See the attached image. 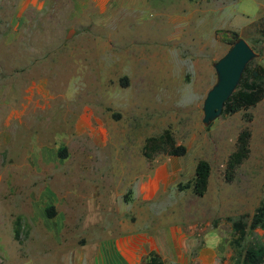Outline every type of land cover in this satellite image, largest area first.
I'll list each match as a JSON object with an SVG mask.
<instances>
[{
  "label": "rangeland",
  "instance_id": "374dc122",
  "mask_svg": "<svg viewBox=\"0 0 264 264\" xmlns=\"http://www.w3.org/2000/svg\"><path fill=\"white\" fill-rule=\"evenodd\" d=\"M74 3L49 0L18 33L13 0H0V264H92L97 243L128 227L165 248L172 226L193 252L213 251L209 262L186 264H238L264 241L257 228L233 249L226 220L248 222L263 198L264 97L208 125L201 106L213 63L238 37L255 53L250 67L264 68V0H142L124 9L108 0L102 12ZM244 127L248 153L226 182L224 163ZM165 128L185 153L146 161L144 139ZM199 159L210 166L202 196L190 189Z\"/></svg>",
  "mask_w": 264,
  "mask_h": 264
},
{
  "label": "trees",
  "instance_id": "16d2710c",
  "mask_svg": "<svg viewBox=\"0 0 264 264\" xmlns=\"http://www.w3.org/2000/svg\"><path fill=\"white\" fill-rule=\"evenodd\" d=\"M248 62L244 67L235 90L231 93L223 105V112L233 113L239 109H247L254 106L264 97V68L260 65L250 67ZM249 120V117H246ZM249 130L244 127L236 136L235 147L228 153L223 169V177L226 182L232 180L236 166L247 156ZM186 148L182 144H177L170 131L165 128L156 136H148L144 139L141 154L148 162L152 161L158 154L167 156H181ZM58 154H63V148L58 149ZM210 172L209 163L199 159L193 168V178L191 181V192L196 196H202L206 191L208 176ZM52 207H47V214H51ZM230 222L232 237L230 244L233 249L240 248L241 242L249 232L259 228L264 230V191L263 198L253 209L249 221L246 215L240 214L234 218L228 217ZM144 264H163L160 256L150 250L146 256ZM238 264H264V241H254L247 246L239 259Z\"/></svg>",
  "mask_w": 264,
  "mask_h": 264
},
{
  "label": "crops",
  "instance_id": "0c3cea01",
  "mask_svg": "<svg viewBox=\"0 0 264 264\" xmlns=\"http://www.w3.org/2000/svg\"><path fill=\"white\" fill-rule=\"evenodd\" d=\"M48 1L13 0V14L16 20L12 23V28L18 33L28 30L29 26L24 24V19L27 16L33 18L37 16L41 12L40 10L48 4ZM140 1L142 0H114V5L120 8L131 6L139 7L141 6L138 4ZM107 3L108 0H77L74 6L77 10L92 6L102 12L106 8ZM7 29L8 27L6 26L4 30L7 31ZM6 43V41L3 42V44ZM160 169L156 171L157 173L155 172V177L158 178V182L168 174V168L165 164ZM140 194L145 197L144 199H147L151 196L152 192L145 193L144 190H140ZM128 229L106 242L97 243L92 264H144L145 256L150 250L155 251L160 256L163 264L164 256H170L172 257V262H179L181 264H186L188 256H190L191 261H200L202 263L209 262V259H207L208 253L206 252L209 251L213 256V251H210L208 247L201 250L196 249L193 252L192 248L185 245L187 236L176 226H172L170 228L171 230L169 229V232L166 233V238L165 240L163 239L166 243L165 248H163L164 246L159 243L160 241L157 238H153L144 232H133L134 230H131L130 227ZM202 252H205L206 255H202Z\"/></svg>",
  "mask_w": 264,
  "mask_h": 264
},
{
  "label": "water",
  "instance_id": "95a60500",
  "mask_svg": "<svg viewBox=\"0 0 264 264\" xmlns=\"http://www.w3.org/2000/svg\"><path fill=\"white\" fill-rule=\"evenodd\" d=\"M254 56L255 53L246 42L238 37L213 63L216 79L202 101L201 122L203 125H208L221 113L225 101L237 86L244 67Z\"/></svg>",
  "mask_w": 264,
  "mask_h": 264
}]
</instances>
